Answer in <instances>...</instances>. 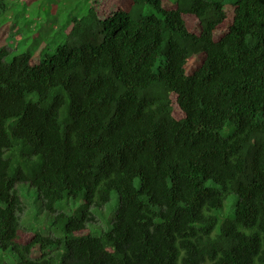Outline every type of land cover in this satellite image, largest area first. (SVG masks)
I'll return each instance as SVG.
<instances>
[{
  "label": "trees",
  "instance_id": "1",
  "mask_svg": "<svg viewBox=\"0 0 264 264\" xmlns=\"http://www.w3.org/2000/svg\"><path fill=\"white\" fill-rule=\"evenodd\" d=\"M21 6L70 19L0 49V264H264V0H0L23 44Z\"/></svg>",
  "mask_w": 264,
  "mask_h": 264
},
{
  "label": "rangeland",
  "instance_id": "2",
  "mask_svg": "<svg viewBox=\"0 0 264 264\" xmlns=\"http://www.w3.org/2000/svg\"><path fill=\"white\" fill-rule=\"evenodd\" d=\"M16 1V0H15ZM20 1V0H19ZM48 1V0H47ZM215 2H220L223 4L225 11H229L233 9V5L238 1V0H211ZM18 3V0H17ZM18 6V5H17ZM50 7V6H49ZM33 7H28V10L24 9L23 6L20 7L17 14V18H20V21L22 22V25H19L20 29L23 32V35L19 34V36H26L28 38L25 39V42L21 44V40L18 36V34L12 35V32H14L16 29H18V26L13 25L11 21H7L2 23L0 20V49L6 47V49L10 52V59L13 58L16 54H19V52L32 49L33 45H36L37 49L39 48L40 44H35V40L33 42L32 38L30 37L29 31L27 29L29 28L30 30H35V32L32 34L34 36H41L43 39L46 35V32H48V36L52 38L50 44H49V52H53L54 49L59 45L61 42H59L61 38V32L62 29L59 30V28L63 27L66 22L70 19V16L67 14H62L61 17L56 18V10L52 7L49 8L50 10H47V8L44 7V11H42L40 16H34V13H32ZM10 17L12 18V15L14 14L13 8L9 11L8 13ZM20 16V17H19ZM3 19V18H2ZM12 20V19H11ZM58 20L59 25L57 28H52L53 27V21ZM50 22V23H48ZM29 25L24 27V25ZM26 31V34H25ZM30 40H32V46L30 45ZM28 48V49H27ZM35 48V50H36ZM19 190L21 193V198L23 205L25 207V212L23 213V217L26 221L27 226H31V224H41V227L44 230V233L46 235L49 234V227L50 223L52 221L51 217L44 211H41L38 213V218H36V213L31 212L30 208L35 206L37 207L38 210H40V203H36L34 199L31 198L30 193L31 190L25 186H19ZM34 196L37 198V193L35 192ZM34 197V198H35ZM233 199H229L225 205V211L229 212L230 208L233 206ZM69 202V203H68ZM80 201H76V204H78ZM63 204H69L70 207L73 209L75 205V201L73 200H65ZM119 198L117 193H113L111 202L108 203L104 209L105 213L99 212L97 217H96V222L94 224V231H97V235H101L103 232L107 231L111 225H109L113 219V216L115 218V215L117 213V210L119 208ZM104 211V210H103ZM114 211V212H113ZM11 261H9L10 263ZM5 264V263H4Z\"/></svg>",
  "mask_w": 264,
  "mask_h": 264
}]
</instances>
